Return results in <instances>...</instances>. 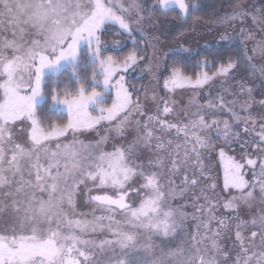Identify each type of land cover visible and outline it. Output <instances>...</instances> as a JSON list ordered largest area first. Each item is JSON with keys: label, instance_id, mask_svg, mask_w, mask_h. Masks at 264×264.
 <instances>
[{"label": "snow or ice", "instance_id": "snow-or-ice-1", "mask_svg": "<svg viewBox=\"0 0 264 264\" xmlns=\"http://www.w3.org/2000/svg\"><path fill=\"white\" fill-rule=\"evenodd\" d=\"M157 3L164 11H177L178 19L197 7L186 0ZM241 7L237 5L222 22L251 15L253 25H264V9L249 13L239 11ZM142 12L137 0L127 7L122 0H0V31H12V39H0V212L10 221L0 230V264H264V114L259 121L241 115L236 111L238 101L228 102L221 95L195 112L185 111L183 121L173 122L167 117L175 111L174 102L160 98L150 114L139 97L133 100L137 90H129L126 75L146 57L136 47L122 58L106 55L122 51L124 42L102 35L113 26L117 29L113 35L132 38L140 31L135 25L144 21ZM30 31L38 38L25 41ZM246 38L255 43L253 55L241 43L243 58L253 73L264 77V63L254 62L256 56L264 60V38L255 40L254 32ZM229 39L222 36L221 42ZM131 42L138 43L135 38ZM209 63L204 59L198 66ZM236 68L231 57L215 72L196 73L195 78L181 67L165 68L169 75L163 87L169 92L202 88ZM142 71H152L150 62ZM62 72H68L69 79L60 80ZM51 77L57 79L56 86L48 88V112L65 111L68 119L63 123L48 112L38 115L48 103L44 89ZM239 90L248 94L240 104L241 111L248 112L253 89L240 82ZM151 99L157 100L155 95ZM258 103L264 107V99ZM216 109L226 111L231 121L209 119ZM101 122L112 125L121 138L132 125L137 134L127 146L110 152L99 147L107 137L95 145L75 139L64 142L69 132L92 129ZM17 124L24 125L19 132L26 139L14 135ZM213 132L226 144L237 143L243 161L226 158L224 191L239 192L224 199L222 208L228 215L219 214V198L208 195L215 184L199 187L205 179L202 153L212 146ZM141 150L150 154L146 162ZM220 156L225 158L223 148ZM246 167L251 180L245 178ZM89 181L98 193L90 194L89 200L106 215L73 219L65 205L74 209V197ZM189 192L199 214L192 217L198 221L194 231L185 228L187 205L173 204ZM241 202L249 210L259 205L251 219L241 218ZM89 232L107 233L108 238H84Z\"/></svg>", "mask_w": 264, "mask_h": 264}, {"label": "rangeland", "instance_id": "rangeland-1", "mask_svg": "<svg viewBox=\"0 0 264 264\" xmlns=\"http://www.w3.org/2000/svg\"><path fill=\"white\" fill-rule=\"evenodd\" d=\"M125 7L131 2V0H122ZM137 2L142 6L144 16L143 23L135 25L140 29V31L133 32V37L138 43L136 45L132 44V38L126 35H113V32L117 29L113 26L111 31H107L106 35H102V39L106 40H120L124 42V46L131 44L132 47L142 49V54L146 57V62L141 63L134 71H130L126 75V84L130 91L136 89L133 92V100L137 97L140 98L142 105L146 106L150 114H154L156 111V103L160 98H164L169 102H174L175 111L167 117L168 119L176 122L177 120L183 121L185 119V111L192 113L195 112L197 106L206 105L209 100H216L217 97L223 95L225 100L231 102L236 99L238 102L236 104V111L240 112L241 115H252L256 117L259 121V117L264 114V107H261L258 101L264 99V77H261L258 72L253 73V70L248 67L247 62L243 58V49L241 48V43L248 49V54L253 55L251 49L254 46L255 41L248 40V32L255 33V40H260L264 38V25L257 24L253 25L251 15L246 17L244 20L237 19L236 21L222 22L225 16H229L233 13L236 8L232 7V10L228 13L216 16L210 23H201L199 20H194L192 18L187 19L186 23L182 24L181 30L183 32L181 35L174 34V26L171 20L176 19L175 22L181 23L183 19H178L179 13L174 10L164 11L161 9L157 0H137ZM242 7L239 11L253 13L255 10L264 9V0H243L240 4ZM259 15V13H256ZM136 19V13L133 11L131 13V21L134 23ZM178 20V21H177ZM185 21V20H184ZM166 23H171L172 25L166 30L162 29V25ZM245 29V33L242 35L240 29ZM174 29V30H173ZM141 32L143 35H141ZM229 37L228 43H222L221 37ZM12 39V31L8 32L0 31V39ZM38 38L31 31L25 36V41H30L31 39ZM129 42V43H128ZM123 46V48H124ZM212 47L220 48V51L230 50L236 51L240 55V63L237 64V68L234 72L230 73L227 77H216L214 80L209 81V83L202 88H177L173 92H169L163 87V80L169 75L168 71H164L165 68L171 69L174 66L173 58L180 63L187 62L183 55L187 56L188 59L195 57L196 52L199 51L200 55L203 56L208 54V51ZM132 48V50H133ZM183 49H188L185 52ZM150 62L152 71H142L145 69L146 63ZM254 62L257 65L264 63L259 56L254 58ZM203 67V66H202ZM205 72V71H201ZM195 78V77H194ZM243 82L246 87H251L253 89L251 93V108L248 112L241 111L240 104L244 100L249 99L248 94H240L239 84ZM145 89L147 91H145ZM100 90V89H98ZM114 94V93H113ZM236 94V95H233ZM155 95L157 100L153 101L151 97ZM110 103V101H109ZM163 107V104H160ZM57 111L63 112L62 109ZM213 110L209 109L208 112L211 113ZM216 115L213 117L209 115V119H229L231 121L230 115L226 111H221L220 109L215 110ZM92 115H98L96 112H92ZM68 119V117H67ZM24 125L17 124L15 136H19L21 139H26L19 132V129ZM112 125L108 122H101L100 125L95 126L92 129L78 131L76 133L69 132L67 135V140L64 142H70L73 139L77 141H82L84 144H97L101 141L102 137H107L106 141L99 145L100 149L103 151H112L114 147H119L121 145L127 146L131 140H133L137 134L134 125L130 126L126 132L124 138L117 136V134L112 131ZM222 127V125H221ZM243 126L241 125V128ZM234 131H240V128L234 126ZM259 130L257 126V131ZM244 139H250V137L245 136ZM212 146L205 149L202 153V165L205 169L204 177L201 185L199 187H207L208 185L215 184L216 188L213 192L212 189H208V195L210 197H218L220 201V214L228 215L227 210L222 208V204L226 197L232 195H239V192L235 189L230 192L224 191V174L225 165L228 162L227 157H232L236 161L243 162L241 160V151L237 143L226 144L223 137H218L213 132L211 134ZM223 148L225 152V158L222 159L220 156V149ZM144 156L145 162L147 159L151 158L147 150H141ZM63 170V169H61ZM245 178L248 180L252 179V173L249 168H245ZM258 171V169H257ZM191 172V169H189ZM27 178V177H26ZM167 181H165V184ZM179 183V180H177ZM137 187L138 185H133ZM199 187L196 189V194L199 195ZM91 190V192L89 191ZM111 189H108L109 194H111ZM96 195L97 189H95L91 181L87 182L86 186H81L79 193L74 197V209L68 208L65 205L66 210L71 214L73 219L81 220H92L93 216L106 215V213L97 208V206L89 200V195ZM178 201V204H177ZM177 201H173L174 205H187L183 211L188 213V219L185 221V228L188 231H194L195 225L198 222L192 217L194 215L198 216V213L194 212L192 207L191 192L187 193L185 198H177ZM200 203H204L203 200ZM259 205L256 204L252 210H249L241 202V208L243 211L240 213L242 219H251L254 211H258ZM237 213H231V216H235ZM119 218V216H117ZM10 221L8 215L4 212H0V230L7 227ZM255 230V229H253ZM234 231V229H233ZM247 235V232L245 233ZM84 238L86 239H99L108 238V234L104 233H85ZM159 244L161 241L156 240ZM231 245V241H228Z\"/></svg>", "mask_w": 264, "mask_h": 264}, {"label": "trees", "instance_id": "trees-1", "mask_svg": "<svg viewBox=\"0 0 264 264\" xmlns=\"http://www.w3.org/2000/svg\"><path fill=\"white\" fill-rule=\"evenodd\" d=\"M243 0H186L190 5L195 4L197 7L195 9H190L189 15L181 23L175 22L176 19L171 20L173 22V26L175 28L174 34H179L183 32L181 30L182 24L186 23L187 19H194V20H199L201 23H210L211 21L214 20L216 16H220L221 14L228 13L232 10V7H235V5H240ZM245 1V0H244ZM185 20V21H184ZM178 21V20H177ZM172 24L166 23L164 26L162 25V29L166 30V28H169ZM166 27V28H165ZM129 43V42H128ZM132 45L127 44L124 46L122 51L117 53L116 51H111L107 54H111L113 56H116L118 58H122L124 55H127L129 51L132 50ZM220 48L218 47H212L208 51V54L199 56L200 53L199 51L196 52V56L192 57L191 59H188L187 56L183 55V57L186 58L187 62L185 63H180V61H176L175 58L172 60L175 61L176 63L174 66L181 67L184 71L185 74L187 75H192L193 78L195 77L196 73H200L201 71L208 72L209 74L213 73L216 71V68L219 66L220 63L222 62H227L228 58L231 57L233 61H235L237 64L240 63V54L237 53L236 51H230V50H224L220 51ZM204 59H207L210 63L207 67H202L198 66V62L202 61ZM91 67L89 66L88 72H91ZM57 79V77H51L48 80V85L44 89L45 94L48 95V88L55 87L56 85L53 83V80ZM60 80H67L69 79L68 72H62L61 75L59 76ZM61 92H63V86L61 85L60 88ZM51 104V97L48 95V103H45L39 110H38V115H43L45 112H48L49 106ZM48 115H50L51 119L56 120L58 122H66L67 121V115L63 112L60 111H55V112H48ZM48 120L45 119L44 123L47 124Z\"/></svg>", "mask_w": 264, "mask_h": 264}, {"label": "flooded vegetation", "instance_id": "flooded-vegetation-1", "mask_svg": "<svg viewBox=\"0 0 264 264\" xmlns=\"http://www.w3.org/2000/svg\"><path fill=\"white\" fill-rule=\"evenodd\" d=\"M217 212L220 214V207L217 208Z\"/></svg>", "mask_w": 264, "mask_h": 264}]
</instances>
